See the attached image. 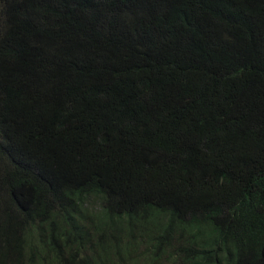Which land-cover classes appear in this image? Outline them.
<instances>
[{
  "label": "trees",
  "instance_id": "obj_1",
  "mask_svg": "<svg viewBox=\"0 0 264 264\" xmlns=\"http://www.w3.org/2000/svg\"><path fill=\"white\" fill-rule=\"evenodd\" d=\"M0 264H264V0H0Z\"/></svg>",
  "mask_w": 264,
  "mask_h": 264
}]
</instances>
